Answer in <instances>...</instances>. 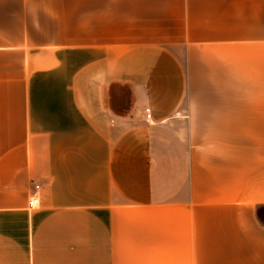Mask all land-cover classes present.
<instances>
[{
  "label": "crops",
  "instance_id": "1",
  "mask_svg": "<svg viewBox=\"0 0 264 264\" xmlns=\"http://www.w3.org/2000/svg\"><path fill=\"white\" fill-rule=\"evenodd\" d=\"M0 264H264V0H0Z\"/></svg>",
  "mask_w": 264,
  "mask_h": 264
},
{
  "label": "built area",
  "instance_id": "2",
  "mask_svg": "<svg viewBox=\"0 0 264 264\" xmlns=\"http://www.w3.org/2000/svg\"><path fill=\"white\" fill-rule=\"evenodd\" d=\"M145 112H146V117L147 118L150 117V109L146 108ZM28 199H29L28 200V207L29 208L32 209V208L39 205L40 199H39V185L38 184L34 185V191Z\"/></svg>",
  "mask_w": 264,
  "mask_h": 264
}]
</instances>
